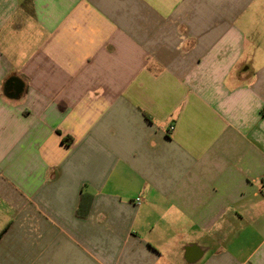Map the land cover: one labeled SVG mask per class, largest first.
Returning <instances> with one entry per match:
<instances>
[{
  "label": "crops",
  "instance_id": "crops-1",
  "mask_svg": "<svg viewBox=\"0 0 264 264\" xmlns=\"http://www.w3.org/2000/svg\"><path fill=\"white\" fill-rule=\"evenodd\" d=\"M0 264H264V0H0Z\"/></svg>",
  "mask_w": 264,
  "mask_h": 264
},
{
  "label": "water",
  "instance_id": "water-1",
  "mask_svg": "<svg viewBox=\"0 0 264 264\" xmlns=\"http://www.w3.org/2000/svg\"><path fill=\"white\" fill-rule=\"evenodd\" d=\"M15 91H16V92H15V95H16V96L20 95L21 92H22V85H18V86H16Z\"/></svg>",
  "mask_w": 264,
  "mask_h": 264
},
{
  "label": "trees",
  "instance_id": "trees-1",
  "mask_svg": "<svg viewBox=\"0 0 264 264\" xmlns=\"http://www.w3.org/2000/svg\"><path fill=\"white\" fill-rule=\"evenodd\" d=\"M83 204H84V202H83V199H82V202H81V204H80V207H79V209H78V215L79 216H81L82 217V207H83Z\"/></svg>",
  "mask_w": 264,
  "mask_h": 264
},
{
  "label": "built area",
  "instance_id": "built-area-1",
  "mask_svg": "<svg viewBox=\"0 0 264 264\" xmlns=\"http://www.w3.org/2000/svg\"><path fill=\"white\" fill-rule=\"evenodd\" d=\"M138 201H140V202H141V198H139V199H138Z\"/></svg>",
  "mask_w": 264,
  "mask_h": 264
}]
</instances>
